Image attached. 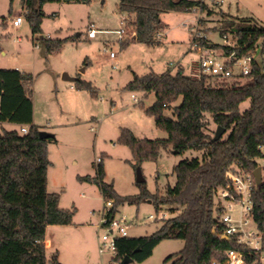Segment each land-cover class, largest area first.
Returning <instances> with one entry per match:
<instances>
[{
	"label": "trees",
	"instance_id": "16d2710c",
	"mask_svg": "<svg viewBox=\"0 0 264 264\" xmlns=\"http://www.w3.org/2000/svg\"><path fill=\"white\" fill-rule=\"evenodd\" d=\"M53 1L61 0H23L24 17L48 54L59 49L65 40L41 36L43 6ZM67 1L88 4L92 0ZM117 8L120 13L134 17L129 23L134 27V35L122 41V47L131 41L147 46L160 45L157 34L165 27L161 19L163 12L193 9L211 12L203 0H118ZM219 33L221 37L231 36L234 46L213 43L198 36H193L192 43L224 53L255 52L251 72L246 76L249 83L235 81L226 85L211 76L187 75L178 67L175 71L134 74L124 86L129 91L154 94L155 101L145 112L167 133L166 138L140 139L132 131L122 129L118 142L130 149L135 165L156 160L161 149L175 150L178 154L187 150L202 151L200 158L183 159L173 167L174 185L167 186L165 193L160 195L149 192L139 183V193L120 195L112 182L105 181L102 159L95 162L94 175L78 176L81 182L95 184L104 201L114 202L111 214L124 203H139L145 199L156 208L164 207L174 213L162 220L150 235L116 238L113 259L118 263L125 256L141 262L166 239H181L184 246L167 256L165 263L222 262L228 249L243 251L248 264L258 258L259 254L249 252L246 246L232 239L221 241L212 231L219 229L215 191L226 184L227 170L238 164L252 172L255 159L260 156L258 147L264 144V23L252 18L226 19ZM32 80V74L0 67V122L28 126L27 133L4 130L0 135V264H46L43 241L47 227L69 225L74 215L73 210L59 206L58 193L47 190V173L51 166L48 141L55 136L40 138V129L33 124ZM74 85L95 94L92 84L80 77L75 79ZM179 97L182 100L174 107L173 118L165 116V109ZM245 100L249 101V106L241 111L240 104ZM210 122L224 128L219 139H214L216 129H209ZM253 200L254 220L264 232V183L255 186ZM50 262L61 264L57 252L52 254Z\"/></svg>",
	"mask_w": 264,
	"mask_h": 264
},
{
	"label": "rangeland",
	"instance_id": "374dc122",
	"mask_svg": "<svg viewBox=\"0 0 264 264\" xmlns=\"http://www.w3.org/2000/svg\"><path fill=\"white\" fill-rule=\"evenodd\" d=\"M205 3L210 13L200 9L163 12L165 27L160 45L131 41L122 47V41L132 38L134 27L129 23L134 17L118 11V0H92L88 4L67 0L47 2L43 6L41 30L44 36L65 39L59 49L48 54L24 17L23 0H0V67H19L33 75V124L55 136L48 141L51 166L47 190L59 194L61 208L74 211L71 224L47 227L46 239L52 244L46 251V264H52L54 252L61 264H109L108 256L98 253L101 238L97 226L105 201L95 184L78 180V176L94 175L97 157L102 159L105 181L112 182L123 196L139 193L137 169L144 178L141 184L149 192L161 195L167 186L174 185L173 167L179 161L201 157L202 151L174 154L170 149H161L156 160L135 165L130 149L119 143L118 137L122 129L132 131L140 139L167 137L156 126L154 117L145 112L155 101L154 94L124 88L134 74L175 71L181 66L185 74L191 75L199 55L204 53L200 46L191 48L195 31L213 43L223 44L219 31L226 19L252 18L264 23V0H205ZM18 15L23 22L14 26L12 20ZM124 17L128 25L122 38L115 30L122 26L120 20ZM90 24L97 30L92 38L87 36ZM227 38L233 42L231 36ZM109 51L115 53V58L109 57ZM64 75L89 81L95 94L75 88L74 81L66 80ZM222 81L226 85L235 82L229 78ZM240 81L247 84L250 79L244 77ZM181 100L179 97L165 109L164 115L173 118L174 107ZM248 106L249 101L245 100L240 110ZM3 127L7 131L20 129L15 123ZM208 127L216 129L212 122ZM3 131L0 124V135ZM159 211L166 212L167 218L174 215L164 207L156 208L149 199L124 203L117 208L116 215L131 222L128 236L140 237L150 235L160 225L162 220L147 219L149 214ZM233 214L238 216V212ZM183 246L181 239H166L145 260L128 264H170L164 262L165 258Z\"/></svg>",
	"mask_w": 264,
	"mask_h": 264
},
{
	"label": "built area",
	"instance_id": "2783aa9c",
	"mask_svg": "<svg viewBox=\"0 0 264 264\" xmlns=\"http://www.w3.org/2000/svg\"><path fill=\"white\" fill-rule=\"evenodd\" d=\"M203 1L205 2V0ZM22 22L23 17L21 15L16 16L12 20L14 26H19ZM127 23V17L122 18L120 20V25L122 26L115 30L122 38L123 35L126 36ZM96 31L94 24H90L87 30V36L89 38L94 37ZM133 35L134 32L131 36ZM161 36L162 34H157L159 39ZM194 36L203 37L199 36L196 31ZM222 39L223 45L225 46L233 47L235 44V40L233 39V42H230L227 36H223ZM194 46H197V44L192 43L191 48L194 49ZM255 56V52L238 55L234 51L224 53L220 50L218 53L204 49V53L199 55L196 69L191 72V76L197 77L202 74L220 81L224 78L240 81L251 72ZM109 57L115 58V53L109 51ZM13 104L15 103L13 102ZM27 132L28 126H20L19 133L23 134ZM258 149L260 156L255 159V168H259L260 170V184H262L264 183V144L259 145ZM95 161L99 162L101 158L97 157ZM253 170L252 172H248L238 164L231 165L227 170L225 174L226 184L217 188L215 191V201L217 204L216 220L219 229L217 231V228H215L214 232L220 238L226 236L228 240L232 239L236 244L246 246L249 252L259 254L258 258L249 264H264V232L259 229L258 224L254 220L253 198L255 186L258 184L255 182ZM113 204L114 202L112 200L105 201L100 215L97 226V235L101 238L98 244V253L100 256L107 255L109 264H119L113 259L116 255L115 240L116 238L128 236V229L131 226V222L124 216H117V210L111 214ZM234 212H238V216L234 215ZM166 218V212L163 211L147 216L149 220H164ZM43 243L45 246L49 245L48 241L44 240ZM212 264L248 263L245 260L243 251L228 249L225 252V258L222 262L213 261Z\"/></svg>",
	"mask_w": 264,
	"mask_h": 264
},
{
	"label": "water",
	"instance_id": "95a60500",
	"mask_svg": "<svg viewBox=\"0 0 264 264\" xmlns=\"http://www.w3.org/2000/svg\"><path fill=\"white\" fill-rule=\"evenodd\" d=\"M64 77H65L66 80L75 81V78L69 77V76H67V75H64ZM223 133H224V128H222V127H220V126H217V127H216V131H215L214 139H219ZM39 136H40V138H42V139H47V138H51V137H53L54 135H53L52 133L47 132V131L40 130V131H39ZM172 152H173L174 154H176V151H175V150H173ZM253 176H254V178H255V182H256L257 184H260L261 181H260V170H259V168H255V169L253 170ZM136 182H137V183H142V182H144V178L142 177L141 172H140L139 169L136 170ZM149 201H150V200H149ZM212 232H214V230H213ZM220 239H221V241H227V240H228V238H227L226 236H223V237H221ZM131 261H133V259H132L131 257H129V256H125V257L120 261L119 264H128V263L131 262Z\"/></svg>",
	"mask_w": 264,
	"mask_h": 264
},
{
	"label": "crops",
	"instance_id": "0c3cea01",
	"mask_svg": "<svg viewBox=\"0 0 264 264\" xmlns=\"http://www.w3.org/2000/svg\"><path fill=\"white\" fill-rule=\"evenodd\" d=\"M23 9V8H22ZM22 12H23V10H22ZM37 36H40V34L39 35H37ZM41 36H44V33L42 32V30H41ZM48 37V36H47ZM181 67V66H180ZM14 69H18L19 71H21V72H24L21 68H19V67H15ZM68 76V75H67ZM6 123H8V124H11L10 122H0V124H1V128L3 129V130H6L4 127H3V125H5ZM45 241H48L47 239H46V233H45V239H44ZM49 242V241H48ZM51 242H49V245H47V246H45V249H46V251H47V248L48 247H50L51 246Z\"/></svg>",
	"mask_w": 264,
	"mask_h": 264
}]
</instances>
